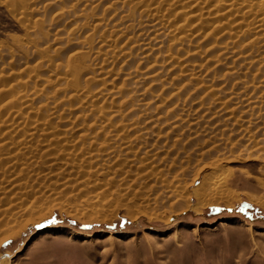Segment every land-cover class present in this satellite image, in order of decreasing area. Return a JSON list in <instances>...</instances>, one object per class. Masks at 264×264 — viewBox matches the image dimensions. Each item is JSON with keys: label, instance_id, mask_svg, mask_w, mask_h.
<instances>
[{"label": "rangeland", "instance_id": "obj_1", "mask_svg": "<svg viewBox=\"0 0 264 264\" xmlns=\"http://www.w3.org/2000/svg\"><path fill=\"white\" fill-rule=\"evenodd\" d=\"M259 202L264 0H0V264H264Z\"/></svg>", "mask_w": 264, "mask_h": 264}, {"label": "bare ground", "instance_id": "obj_2", "mask_svg": "<svg viewBox=\"0 0 264 264\" xmlns=\"http://www.w3.org/2000/svg\"><path fill=\"white\" fill-rule=\"evenodd\" d=\"M203 192H201L200 191V189H197L196 190V194L201 198V197H203V201L202 202H204V204H211V205H218L220 202H222V201H224V199H226V197H225V195L228 193H226V191L225 190H223V189H221V190H212L211 192H210V195H208L207 196V194H208V192L205 194V193H203ZM205 194V195H204ZM205 196V197H204ZM259 203H261V202H259ZM262 205H264L263 203H261Z\"/></svg>", "mask_w": 264, "mask_h": 264}, {"label": "snow or ice", "instance_id": "obj_3", "mask_svg": "<svg viewBox=\"0 0 264 264\" xmlns=\"http://www.w3.org/2000/svg\"><path fill=\"white\" fill-rule=\"evenodd\" d=\"M48 223H55V220L53 219L52 221H49ZM38 227H42V225H38ZM83 227L87 228V227H90V226L89 225H83ZM110 227H115V225H112ZM121 227H123V225H121Z\"/></svg>", "mask_w": 264, "mask_h": 264}]
</instances>
